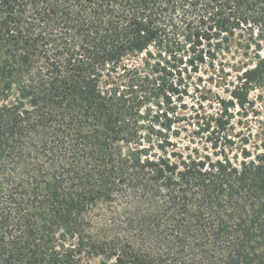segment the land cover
I'll use <instances>...</instances> for the list:
<instances>
[{
  "label": "trees",
  "instance_id": "16d2710c",
  "mask_svg": "<svg viewBox=\"0 0 264 264\" xmlns=\"http://www.w3.org/2000/svg\"><path fill=\"white\" fill-rule=\"evenodd\" d=\"M204 67L219 130L183 137ZM258 104L264 0H0V264H264Z\"/></svg>",
  "mask_w": 264,
  "mask_h": 264
},
{
  "label": "rangeland",
  "instance_id": "374dc122",
  "mask_svg": "<svg viewBox=\"0 0 264 264\" xmlns=\"http://www.w3.org/2000/svg\"><path fill=\"white\" fill-rule=\"evenodd\" d=\"M199 76L200 80L197 81V87L191 86L189 95L185 96L183 101H176L175 118L179 120L176 126L181 127L183 137L191 134H196V136L216 135L219 128L215 118L219 117L223 111L220 100L229 96L225 91L223 82V76L229 78L228 75L204 67L203 71L198 74ZM163 101V99L155 100L153 105L143 107V110L146 112L151 107L154 108L151 110H159L156 104ZM256 110L258 112H252V109H250L245 113L243 111L238 112V109H230L229 113H232L233 116L231 118L232 129H230V133L234 134L243 128L246 129L249 125L253 127L255 133H259L261 130L259 120L264 121V108L258 104ZM259 135L261 138L264 136L261 132ZM196 140H199V138H196ZM254 140L258 139L255 138ZM185 142L188 143L187 140ZM99 262L100 258H90L85 259L82 264H99Z\"/></svg>",
  "mask_w": 264,
  "mask_h": 264
}]
</instances>
